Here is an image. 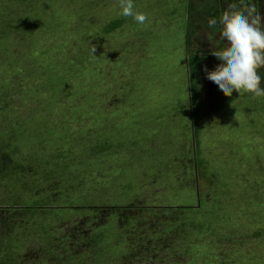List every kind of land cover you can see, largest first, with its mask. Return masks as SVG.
<instances>
[{
	"label": "rangeland",
	"instance_id": "rangeland-1",
	"mask_svg": "<svg viewBox=\"0 0 264 264\" xmlns=\"http://www.w3.org/2000/svg\"><path fill=\"white\" fill-rule=\"evenodd\" d=\"M133 3L0 0V264H264V97L204 71L225 0Z\"/></svg>",
	"mask_w": 264,
	"mask_h": 264
},
{
	"label": "clouds",
	"instance_id": "clouds-1",
	"mask_svg": "<svg viewBox=\"0 0 264 264\" xmlns=\"http://www.w3.org/2000/svg\"><path fill=\"white\" fill-rule=\"evenodd\" d=\"M227 7L222 12L219 23L222 25L221 38L228 46L222 51H213L222 61L213 71H208L206 78L215 83L219 90L228 97L233 92L252 93L255 97H264L259 70L264 68V17L257 7V0H237L232 3L225 0ZM121 15L132 17L138 24L148 21L146 13L135 10L133 0H118ZM218 21L208 20V27L213 28ZM96 46L91 48L94 58Z\"/></svg>",
	"mask_w": 264,
	"mask_h": 264
},
{
	"label": "trees",
	"instance_id": "trees-1",
	"mask_svg": "<svg viewBox=\"0 0 264 264\" xmlns=\"http://www.w3.org/2000/svg\"><path fill=\"white\" fill-rule=\"evenodd\" d=\"M116 24H118V22H112L109 26H110V28H114L116 26ZM188 40H190V38H188ZM197 71L198 70H194V73L197 74ZM191 77H192V74H191ZM196 85L197 84L195 82H193V84H191V86H190V87H192V92L191 93H193V96H195ZM37 208L38 207H33L32 206V207H26L25 209L35 211V210H38Z\"/></svg>",
	"mask_w": 264,
	"mask_h": 264
},
{
	"label": "crops",
	"instance_id": "crops-1",
	"mask_svg": "<svg viewBox=\"0 0 264 264\" xmlns=\"http://www.w3.org/2000/svg\"><path fill=\"white\" fill-rule=\"evenodd\" d=\"M229 2H231V0H229ZM224 3V2H223ZM217 6V5H216ZM226 6H227V4H226ZM219 7V9H217L216 10V13H214V14H216V15H220V14H222V11H223V7L220 9V6H218Z\"/></svg>",
	"mask_w": 264,
	"mask_h": 264
}]
</instances>
